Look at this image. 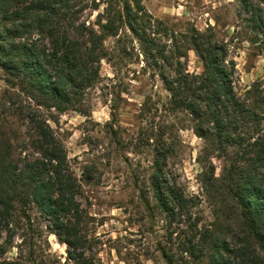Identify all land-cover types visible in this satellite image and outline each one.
Instances as JSON below:
<instances>
[{
	"label": "trees",
	"instance_id": "1",
	"mask_svg": "<svg viewBox=\"0 0 264 264\" xmlns=\"http://www.w3.org/2000/svg\"><path fill=\"white\" fill-rule=\"evenodd\" d=\"M237 1L243 29L237 33L263 51L264 0ZM81 3L85 0H0V68L10 88L4 91L2 107L26 125L24 138L0 134V235L5 231L7 236L0 252L19 229H34L29 212L34 207L48 221L49 232L66 245L71 264H96L86 247L84 213L77 199L80 184L69 169L63 143L40 109L65 112L83 107L88 91L99 82L101 60L109 56L104 41L127 30L140 42L145 65L158 69L172 105L187 110L197 136L230 160L221 177L208 171L205 180L210 188L227 189L237 214L232 223L204 227L198 236L190 231L178 264L190 258L198 264L204 257L206 264H264V76L238 93L227 44L211 30L196 29L186 34L183 48L194 51L202 71L190 74L183 68L185 51L180 46H155L141 0H106L103 11L87 25L76 23ZM163 178L156 159L150 177L153 194L166 211L172 212L170 203H176L181 216L185 199ZM161 254L168 264L177 262L163 249Z\"/></svg>",
	"mask_w": 264,
	"mask_h": 264
},
{
	"label": "rangeland",
	"instance_id": "2",
	"mask_svg": "<svg viewBox=\"0 0 264 264\" xmlns=\"http://www.w3.org/2000/svg\"><path fill=\"white\" fill-rule=\"evenodd\" d=\"M105 1L81 3L76 23L94 21ZM141 1L151 19L147 32L153 33L155 46L174 49L175 45L185 51L186 34L192 29L211 30L218 41L227 44L238 93L264 76V50L237 33L243 30L237 0ZM118 36L104 41L109 56L101 60L99 82L88 91L83 107L40 111L63 143L69 169L80 184L77 199L84 213L86 247L96 264H168L161 249L178 264L182 241L190 231L198 236L204 227L232 223L237 214L227 189L210 188L205 180L208 171L221 177L230 160L197 136L187 110L172 105L158 69L145 65L140 42L127 30H120ZM181 61L190 74L202 71L191 49H186ZM166 70L175 74L173 68ZM6 89L10 88L0 68V134L24 138L25 120L2 107ZM156 159L162 164L167 186L185 199L181 216L176 203H170L172 212L166 211L153 194L150 177ZM29 212L34 229H19L0 252V261L29 263L33 254L34 262L29 264H71L66 245L46 228L48 221L34 207ZM6 237L3 231L0 245ZM206 258L197 263L206 264ZM191 260L183 264H194Z\"/></svg>",
	"mask_w": 264,
	"mask_h": 264
}]
</instances>
